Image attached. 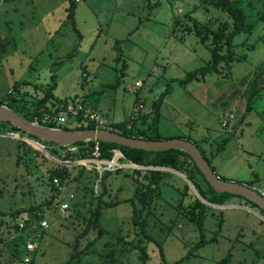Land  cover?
Returning a JSON list of instances; mask_svg holds the SVG:
<instances>
[{
	"label": "rangeland",
	"instance_id": "rangeland-1",
	"mask_svg": "<svg viewBox=\"0 0 264 264\" xmlns=\"http://www.w3.org/2000/svg\"><path fill=\"white\" fill-rule=\"evenodd\" d=\"M67 8V0H0V100L17 86L26 93L31 109L55 73L54 95L84 99L100 114L105 128L127 117L147 115L151 120L153 104L169 79L183 77L210 58L211 34L208 30L202 41L198 29L230 25L227 14L212 0H77L72 21L67 19ZM259 9L247 8L252 19L260 16ZM234 42L237 56L246 55L245 59L185 86L169 84L159 105L158 127L163 137L188 136L207 152H215L228 139L213 155L214 172L226 180L251 182L264 195V21L251 35L241 34ZM259 86L248 110V96ZM54 102L50 99L46 105L57 107ZM81 123L87 122L70 119L66 124L74 128ZM119 153L115 150L111 160H61L27 135L1 132L0 264H19L10 263L18 244L13 225L29 216L30 209L39 211L49 225L27 253L31 264H63L75 237L88 229L96 207L95 198L102 190L96 171L112 172L105 181L106 201L132 197L135 184L123 172L126 168L130 173L132 163L120 161ZM63 164L69 165V178L47 206L44 200L52 196L49 171ZM116 168L124 169L115 173ZM171 172L142 212L145 230L153 239L147 241L133 223L130 203L104 207L99 219L104 233L96 238L98 229L90 227L78 240L80 264H142L136 247L139 238L146 242L148 264H173L189 250L192 254L180 264H219L225 256L228 264H264V216L239 197L211 205L204 229L207 240L215 239L193 249L198 230L183 208L177 211L185 176ZM191 193L196 195L190 186L183 205L193 200ZM61 202L69 205L65 212L58 210ZM15 211L20 213L14 217ZM155 241L161 245L163 260ZM112 247L118 251L116 260L105 263L103 256Z\"/></svg>",
	"mask_w": 264,
	"mask_h": 264
},
{
	"label": "trees",
	"instance_id": "trees-1",
	"mask_svg": "<svg viewBox=\"0 0 264 264\" xmlns=\"http://www.w3.org/2000/svg\"><path fill=\"white\" fill-rule=\"evenodd\" d=\"M67 1V19H70L72 21L77 0ZM212 3L214 4V6L218 7L227 14L230 19V25L223 23L215 30L209 28L208 25H203L202 29H198L197 25V27L195 26V28L198 29L197 33L201 35L202 41L208 38V34L206 33L208 30L212 37L211 40L214 47L212 46V48L210 49V58L206 61V63L200 67L187 71L183 77L169 79L165 90L160 94L158 101L153 104V116L151 120L147 119V115H142L138 118L127 117L122 121L115 122L110 125L106 124L109 129L120 132L127 136L139 137L148 140L166 139V137H163L161 135L158 123L159 105L162 97L165 94L169 93V84L172 82H177L179 85L185 86L192 80L203 79L209 74L220 73L222 67L226 66L230 68L233 62L245 59L246 55L237 56L234 40L235 37L241 34L246 35V37L251 35L252 32L258 27L260 21H264V0H212ZM256 5L260 7L258 11H260L261 14L257 19H252L251 15H249L247 11V8H254ZM173 16L175 19L177 18L174 13ZM246 47L247 49H252L253 45H246ZM68 57H71V53L68 55ZM120 57L121 55L118 56L117 59H120ZM63 60L64 59H61L57 62H54L53 64L55 65L62 63ZM50 79L51 82L45 88L43 97H41L38 102L33 103L34 105L31 109L28 107V103L24 98L26 93H20L17 86H15L10 91V93H8L4 97V99L0 100V104L7 105L8 107L15 110L18 114L30 121L36 120L43 125L69 129V126H67V124L57 123L54 121H46L43 119V116L46 113L59 111L67 102L77 100L76 96L64 98L55 96L53 91L56 87V74L52 73ZM261 88L262 86L256 87L252 92H250V95L248 96L246 102V108L248 110L251 98L257 95ZM50 99H54V103H56L58 106L52 108L48 107L46 105V102ZM80 101L85 104L84 99L81 98ZM78 121H80V119ZM93 127L106 126H98L93 122H87L86 124L81 123L74 128ZM7 131L19 132L21 135H27L28 137L39 141L48 148V151L51 155L61 160L76 161L80 159L90 158H96L99 160H111L114 156V151L118 150L121 153V157H119L120 161L141 166L131 167L129 169L130 173L126 172V168H116L114 170L115 173H120L124 169V174L130 176L135 184L132 197L122 200L116 198L114 201H106L103 198L104 195L107 194L105 181L112 172L109 170H104L101 174H98V171H96L97 176L99 175L100 178L99 182L102 186V190L96 198L94 197L92 191V198H95L96 200V207L91 212V217L86 224V228L88 229L90 227L98 229L96 238L104 233L103 229L99 225V219L101 217L102 209L104 207H111L122 202H128L132 206L133 223L139 227V230L145 235L147 241L152 240V236L149 235L145 230L146 219L145 215L142 216V212H144L143 210H147L151 206L154 197L160 190L161 183H163L164 180L170 178L173 175L171 171L180 172L187 179V182L183 181V189L178 190L180 191L182 197L181 201L178 204L177 211L179 212L183 208L184 214L186 213L185 215L188 216V218L193 222L194 226L198 230L199 241L195 244L193 249L201 248L215 239L214 237H212L211 239L207 240L204 229L207 210L211 208V205H225L231 198L239 197L243 199L247 204H249L251 208H258L256 204L241 196L234 195L228 192L215 191L211 187L209 182L205 179L203 173L199 170L193 159L186 152L178 149L151 151L139 148H131L128 146L104 141H80L69 146H59L54 142H45L30 134H27L14 127L7 121H0V133ZM174 137L185 138L187 140L193 141L200 149L202 155L213 170L214 168L211 162L213 155L220 152L224 148L225 143L228 141V139H224L222 144L217 145L215 152H207L201 146V144L195 142L188 136ZM96 146L98 147V155L94 154ZM38 147L42 148L40 145ZM70 147H74V149H70ZM60 150H62V152H60ZM75 166L78 165H72L71 167ZM79 166H81V168L84 167L83 165ZM53 178H58L61 185H63L64 187L65 181H67L69 178V165H56L52 169H50L47 184L52 191V196L49 197V199L44 200V204H46L47 206H50L54 202V200L57 199L58 195L62 193L61 191L59 192L57 187L53 185ZM74 178L77 177L75 176ZM246 184L252 186L251 182H246ZM190 186L194 189L196 195L191 193L193 196V200L186 205H183V200L186 197L187 191H190ZM137 204H139L140 207H138ZM18 213H20V211H15V213H13L14 217ZM30 213L31 214L24 220V226L22 228L19 227L18 223H15L13 225L16 232V241L18 244L14 251L11 253L10 263H13L15 260H17L19 264H31V260L27 263L24 262V257L31 252L28 251L26 242L30 238H36V232L39 230L40 221L43 219V216L39 211H34L32 209H30ZM259 213L264 216L263 210L259 209ZM88 229H83V231L75 237L73 250L69 258L63 264H80L81 251L78 249V240L86 233ZM42 233L43 231H41L39 237L42 236ZM214 234L216 235V232ZM115 237H117V239L121 241V243H126L125 241H123V237L121 234H116ZM38 238H36V240ZM138 240L139 243L136 245V247L139 251V258L142 260V264H148L147 260L149 258V255L147 252V247L144 244L146 242L143 241L142 238H139ZM160 246L161 245L158 244V247L160 248V256L163 260V252ZM117 252V248H110L106 252V254H104L103 261L105 263L115 262ZM190 254H192L191 250L187 252L184 258L189 257ZM184 258L178 259L173 264H180L184 260ZM228 261V256H225L219 261V264H228Z\"/></svg>",
	"mask_w": 264,
	"mask_h": 264
},
{
	"label": "water",
	"instance_id": "water-1",
	"mask_svg": "<svg viewBox=\"0 0 264 264\" xmlns=\"http://www.w3.org/2000/svg\"><path fill=\"white\" fill-rule=\"evenodd\" d=\"M0 121H7L27 134L45 142H54L59 146H69L80 141H104L143 150L163 151L167 149H178L184 151L193 159L205 179L215 191L228 192L241 196L250 200L259 209L264 211V195L260 191L244 182L226 180L220 177L214 172L200 149L191 140L179 137L148 140L127 136L105 127L69 129L52 127L40 124L36 120L30 121L4 104H0ZM38 145L42 147L41 144L38 143ZM185 180L187 181L186 178Z\"/></svg>",
	"mask_w": 264,
	"mask_h": 264
},
{
	"label": "built area",
	"instance_id": "built-area-1",
	"mask_svg": "<svg viewBox=\"0 0 264 264\" xmlns=\"http://www.w3.org/2000/svg\"><path fill=\"white\" fill-rule=\"evenodd\" d=\"M43 119L46 121H54L57 123L66 124L70 119H75L77 122H93L98 126H104L105 123L102 120V117L100 114L91 109L88 108L85 104H83L80 100H72L67 102L59 111H53L52 113H46L43 116ZM80 119V121H78ZM95 155H98V147H95L94 151ZM120 154V153H119ZM132 167H138L135 164L131 165ZM53 185L57 187L58 191L63 192V185H61L60 180L58 178L52 179ZM69 205L67 202H61L58 205L59 212H65L68 209ZM26 219V218H25ZM20 219L17 221L20 228L24 226V220ZM48 221L45 219H42L40 221L39 230L36 232V238H38L41 234V231H44L48 228ZM36 238H30L26 242V247L28 251H33L36 247ZM30 261V257L27 255L24 257V262L27 263Z\"/></svg>",
	"mask_w": 264,
	"mask_h": 264
}]
</instances>
